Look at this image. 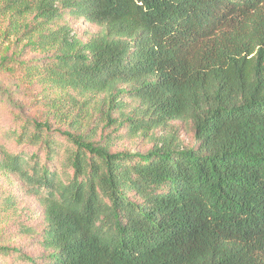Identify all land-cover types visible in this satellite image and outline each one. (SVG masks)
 <instances>
[{
  "label": "trees",
  "instance_id": "16d2710c",
  "mask_svg": "<svg viewBox=\"0 0 264 264\" xmlns=\"http://www.w3.org/2000/svg\"><path fill=\"white\" fill-rule=\"evenodd\" d=\"M0 16L51 53V87L106 93L131 137L179 121L195 141L112 153L57 129L74 145L62 181L33 122L17 139L44 144L42 165L0 159L43 209L44 255L26 264H264V0H0ZM65 17L97 30L81 41Z\"/></svg>",
  "mask_w": 264,
  "mask_h": 264
},
{
  "label": "rangeland",
  "instance_id": "374dc122",
  "mask_svg": "<svg viewBox=\"0 0 264 264\" xmlns=\"http://www.w3.org/2000/svg\"><path fill=\"white\" fill-rule=\"evenodd\" d=\"M64 23L81 41L97 30L84 20L65 17L58 22ZM7 24L8 19L0 16V159L2 152L36 153L42 165L44 144H19L17 139L24 129L33 131V122L48 124L42 138L47 137L55 146L57 154L49 166L62 181L72 175L67 158L74 145L57 129L87 135L90 141L107 145L112 153H145L157 138L170 131L177 134L182 146L195 145L191 133L179 121H170L165 127L148 130L145 134L137 132L131 137L128 124L121 125L122 118L116 112L108 113L106 93L81 96L72 90L62 92L51 87L44 81V66L51 53L30 47L28 39L20 33L7 36L4 34ZM121 100L127 114L137 106L127 97ZM44 225L43 209L37 197L28 193L13 173L0 169V264H26L24 258L39 261L44 255L39 237Z\"/></svg>",
  "mask_w": 264,
  "mask_h": 264
}]
</instances>
